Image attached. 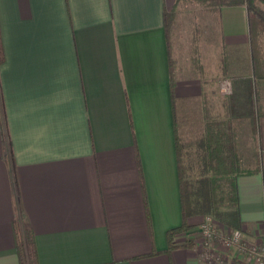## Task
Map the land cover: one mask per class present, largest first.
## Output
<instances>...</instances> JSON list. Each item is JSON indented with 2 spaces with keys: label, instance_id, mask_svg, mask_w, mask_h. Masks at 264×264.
<instances>
[{
  "label": "crops",
  "instance_id": "1",
  "mask_svg": "<svg viewBox=\"0 0 264 264\" xmlns=\"http://www.w3.org/2000/svg\"><path fill=\"white\" fill-rule=\"evenodd\" d=\"M175 4L0 0V264H20L26 231L37 264H207L188 242L205 215L168 240L183 219L176 132L195 123L207 74L252 91L240 151L259 171L236 178L237 208L245 237L264 236V78L254 83L246 8H218L201 77L168 46Z\"/></svg>",
  "mask_w": 264,
  "mask_h": 264
},
{
  "label": "trees",
  "instance_id": "2",
  "mask_svg": "<svg viewBox=\"0 0 264 264\" xmlns=\"http://www.w3.org/2000/svg\"><path fill=\"white\" fill-rule=\"evenodd\" d=\"M183 1L176 0L175 7ZM209 4L221 6L243 5L247 11L248 27L252 49V74L254 83L264 78V55L260 53L261 36L264 35V0H203ZM174 10L164 12V28L171 47V24ZM3 49L0 33V63L3 61ZM194 66L203 76L201 53L193 47ZM225 73V65L223 69ZM177 131V130H176ZM235 134L228 122L208 121L204 124L199 138L195 141V154L199 176L191 179L184 159L188 155V144L176 132V150L179 162L180 195L182 224L168 232L170 247H174L175 237L186 233L196 225L189 224L187 218L195 215L214 216L228 228H242L237 208L236 178L252 175L259 171L257 163L247 168L243 163V154L237 147ZM264 182V169H261ZM222 208H225L222 210ZM192 239H188L191 242ZM16 247L20 264H37L33 235L30 231L17 233Z\"/></svg>",
  "mask_w": 264,
  "mask_h": 264
},
{
  "label": "rangeland",
  "instance_id": "3",
  "mask_svg": "<svg viewBox=\"0 0 264 264\" xmlns=\"http://www.w3.org/2000/svg\"><path fill=\"white\" fill-rule=\"evenodd\" d=\"M217 10V5L209 4L203 0H187L180 2L175 7L171 24V41L175 44L174 53L176 58L186 62L189 54H192L194 46H197L200 53L202 50L206 53L213 47L218 31ZM260 40V53L264 55V35L261 36ZM206 77L208 82L207 94L202 97L200 107L192 111L195 123H190L189 127L181 123L180 128L182 140H185L189 146L188 155L185 158L187 172L191 179L199 176L194 143L199 138L207 120L209 122H228L235 134V141L239 150L242 149V146L247 148L249 144L247 139L252 129L249 121L250 112L247 114L253 104L252 91L249 95H247L246 90L235 93L233 83L228 77L216 79L210 77L209 74ZM224 79H228L231 86H233L229 94H223L219 90V85ZM224 209L222 208V210ZM210 218L218 228H228L214 216L210 215Z\"/></svg>",
  "mask_w": 264,
  "mask_h": 264
},
{
  "label": "built area",
  "instance_id": "4",
  "mask_svg": "<svg viewBox=\"0 0 264 264\" xmlns=\"http://www.w3.org/2000/svg\"><path fill=\"white\" fill-rule=\"evenodd\" d=\"M219 90L223 94L231 93V82L224 79ZM189 235L197 243L199 257L204 263L264 264V236L259 241L248 240L242 228H218L210 216H206ZM217 244L222 245L225 251L217 250Z\"/></svg>",
  "mask_w": 264,
  "mask_h": 264
}]
</instances>
